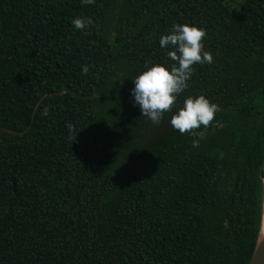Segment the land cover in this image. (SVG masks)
I'll return each mask as SVG.
<instances>
[{"label": "trees", "instance_id": "1", "mask_svg": "<svg viewBox=\"0 0 264 264\" xmlns=\"http://www.w3.org/2000/svg\"><path fill=\"white\" fill-rule=\"evenodd\" d=\"M233 2L0 0V264H248L264 201V0ZM77 17L94 25L76 30ZM174 24L206 30L213 63L192 66L154 125L131 90L146 62L173 65L159 41ZM201 95L220 110L180 134L172 116Z\"/></svg>", "mask_w": 264, "mask_h": 264}, {"label": "clouds", "instance_id": "2", "mask_svg": "<svg viewBox=\"0 0 264 264\" xmlns=\"http://www.w3.org/2000/svg\"><path fill=\"white\" fill-rule=\"evenodd\" d=\"M85 5L94 4L95 0H82ZM76 30L85 31L94 22L90 18L77 17L72 21ZM87 34V33H85ZM206 30L188 24H174L169 34L160 38L161 48H170L167 55L173 65L170 69L155 64L148 67L134 80L135 87L131 90L134 97V105L139 106L142 116L147 117L154 125H158L165 113L171 112L176 104L177 97L188 88V81L193 74L194 64H212L213 56L204 51L202 41L206 38ZM89 68L84 66L82 72L87 74ZM219 106L205 98L189 96L185 99L183 107L171 118V125L180 134L192 132L201 125L204 127L214 120ZM47 115V109L45 110ZM69 139L74 143L79 134H76L75 126L66 124ZM198 142L193 141V147Z\"/></svg>", "mask_w": 264, "mask_h": 264}, {"label": "water", "instance_id": "3", "mask_svg": "<svg viewBox=\"0 0 264 264\" xmlns=\"http://www.w3.org/2000/svg\"><path fill=\"white\" fill-rule=\"evenodd\" d=\"M248 264H264V201L259 235Z\"/></svg>", "mask_w": 264, "mask_h": 264}, {"label": "rangeland", "instance_id": "4", "mask_svg": "<svg viewBox=\"0 0 264 264\" xmlns=\"http://www.w3.org/2000/svg\"><path fill=\"white\" fill-rule=\"evenodd\" d=\"M232 1H234L233 3L235 4H238V3H242L244 0H232Z\"/></svg>", "mask_w": 264, "mask_h": 264}, {"label": "bare ground", "instance_id": "5", "mask_svg": "<svg viewBox=\"0 0 264 264\" xmlns=\"http://www.w3.org/2000/svg\"><path fill=\"white\" fill-rule=\"evenodd\" d=\"M263 181H264V179H263Z\"/></svg>", "mask_w": 264, "mask_h": 264}]
</instances>
